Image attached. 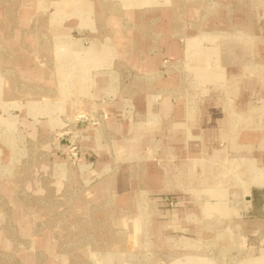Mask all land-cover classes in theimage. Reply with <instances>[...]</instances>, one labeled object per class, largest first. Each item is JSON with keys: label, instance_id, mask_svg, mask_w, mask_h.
<instances>
[{"label": "rangeland", "instance_id": "rangeland-1", "mask_svg": "<svg viewBox=\"0 0 264 264\" xmlns=\"http://www.w3.org/2000/svg\"><path fill=\"white\" fill-rule=\"evenodd\" d=\"M0 264H264V0H0Z\"/></svg>", "mask_w": 264, "mask_h": 264}, {"label": "bare ground", "instance_id": "bare-ground-1", "mask_svg": "<svg viewBox=\"0 0 264 264\" xmlns=\"http://www.w3.org/2000/svg\"><path fill=\"white\" fill-rule=\"evenodd\" d=\"M233 34H234V33H233ZM225 35H226V34H225ZM225 35H224V36H225ZM234 45H235V44H234ZM236 45H237V44H236Z\"/></svg>", "mask_w": 264, "mask_h": 264}]
</instances>
